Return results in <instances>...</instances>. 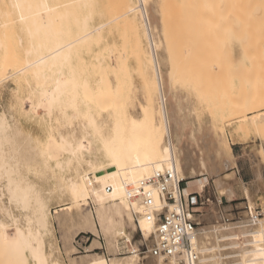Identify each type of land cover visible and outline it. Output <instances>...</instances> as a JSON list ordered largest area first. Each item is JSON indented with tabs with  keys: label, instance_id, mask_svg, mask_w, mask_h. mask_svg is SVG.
<instances>
[{
	"label": "bare ground",
	"instance_id": "1",
	"mask_svg": "<svg viewBox=\"0 0 264 264\" xmlns=\"http://www.w3.org/2000/svg\"><path fill=\"white\" fill-rule=\"evenodd\" d=\"M64 1L9 0L12 10L0 13V73L8 71L7 76L13 78V88L18 93L16 96L22 94L34 126L43 133H33L0 110V264H65L61 257L54 256L53 244L47 242L52 233V201H67L68 205L55 213L67 210L68 220L75 223L78 216L83 217V207H88L94 199L93 190L99 202L96 217L93 209H89L82 224L88 231L96 232L98 222L105 240L114 250H119L120 240L132 243L133 248L128 256L113 257L109 261L105 255L97 253L96 261L91 264H136L138 247L128 232L127 221L133 225V230L139 223L144 239L149 240L153 235V243L148 247L156 241L157 226L155 212L133 199L138 182L155 169L170 165L174 156L180 175L186 178L174 142V135L180 134L174 132L181 127L174 129L173 125L178 122L174 120L175 115L171 116L173 111H169L174 69H168L167 79L163 63L155 54L151 35L153 22L147 0H138L141 6L136 5L135 0H126L127 9H123V15L141 11L144 33L152 49L151 55H147L149 52L140 48V30L134 17L131 26L135 27L134 35L141 52H138L139 67L146 84L141 112L133 115L127 111L129 108L126 109L127 98H123L124 80L123 86L113 85L116 82L113 83L110 73L115 74L118 81L121 72L128 67L124 63L114 65L111 62L114 48L105 34L107 22L97 21L101 16L98 4L92 0H79L81 3L75 0L83 10L74 11L71 7L74 0ZM223 4L226 10L220 4L219 10H223L221 15L225 14L226 18L223 15L220 19L230 22L232 14L226 3ZM199 12L194 14L197 16ZM135 16L138 15L135 13ZM6 25H12L11 30H14L10 33L14 35L15 60L8 54L11 34L1 32V27ZM167 36L168 33L166 41ZM181 53L184 55L183 50ZM226 54L229 56L228 52ZM177 55L181 54L177 52ZM210 61L212 64L213 59ZM12 64L14 67H9ZM208 71L211 72L209 67ZM125 73L124 77L128 78ZM155 96L160 103L158 108ZM262 107L264 104L253 109L262 110ZM247 116L250 120L244 116L245 127L250 123L256 130L262 126L258 114ZM240 125L239 128H243ZM228 149L232 152L230 144ZM261 154L264 155L263 150ZM190 160L186 158L188 163ZM204 161L200 159L199 164L205 166ZM191 171L196 172L195 168ZM214 184L219 200L223 193L228 195L222 192L225 190L221 189L224 185L220 176ZM101 185H104L103 191L99 189ZM197 185L202 190L204 182L201 180ZM107 193L116 200L109 206L100 201ZM154 202L159 204L157 195ZM95 242L99 241L95 239ZM196 242L201 249L200 264H264V221L251 223L246 214L238 223L205 225ZM152 258L155 264H165L166 260L169 264H181L183 255ZM72 264L81 263L72 258Z\"/></svg>",
	"mask_w": 264,
	"mask_h": 264
},
{
	"label": "rangeland",
	"instance_id": "2",
	"mask_svg": "<svg viewBox=\"0 0 264 264\" xmlns=\"http://www.w3.org/2000/svg\"><path fill=\"white\" fill-rule=\"evenodd\" d=\"M36 1L41 3L42 0ZM53 1L55 3H61L64 0ZM89 1L91 0H88V2ZM92 2L98 4L101 13L97 21L107 22L105 34L110 42L109 44L114 48L115 54H113L111 59L112 64L122 65L124 63L123 65L128 67V70H126L129 74L125 73L126 70L125 72H121L122 77H119L118 81L116 80L115 74L112 73V75L110 73V75L113 76V83L116 82V84L113 85L117 87L119 83L120 86H123L122 80H124L122 93L124 100L127 98L125 101L127 106L126 109L129 108L127 111L131 112L133 115H139L141 112V105L144 102L143 95L146 84V77L139 67L140 63L138 59L140 58L139 53H141L139 49L143 48L145 53L149 52L147 55H151L150 53H152V49L149 47L148 37L144 33L145 30L143 27V20L141 19V11L138 9L139 11L135 10L134 13L125 14L124 16V12L122 11L123 9L126 11L127 9L126 0H92ZM73 3L71 7L73 6L72 9H74V11L83 10L82 7H78L80 4L76 5L77 3L75 0ZM135 3L137 5L138 0H135ZM223 3H226L229 9L228 11L232 14V18L230 17L229 20L230 22L220 19L223 15L224 18H226L225 14L221 15L223 12L222 9H225L222 8ZM219 4L222 8V12L219 10ZM146 5L153 22L151 33L155 42V50L157 51L155 54L157 56L159 55L158 58L161 64L163 63V73L167 75V64L170 70L171 68L174 69L172 87L175 102L178 103V107H181L183 102L189 103L190 101H194V110H180L175 112V114L180 115V118H194L197 122H202V119L207 117L210 119V123H212L211 126L206 127H182L180 136H177L178 140H174V142L177 146V148H175L176 154L182 159L186 176H190L185 183L192 186L193 184L197 185L194 182L196 179L204 177L207 180V185L202 190L199 185H197L198 190L201 191L198 196L199 201L203 202L198 209V211H201L199 220L202 227L213 222L221 224L225 216L229 213L231 216H235V213L242 211L241 209L244 206V204H242L240 208L226 210V208H221L217 205V195L213 185L216 176L221 175L226 180L234 176L232 174L224 175L216 173L217 168L223 166L224 160L233 159L232 154L229 153L227 149L230 143L226 137V127L224 124L232 123L233 120L237 119L239 120V125H243L240 126L244 129L239 128L238 125L236 133L243 134L246 137L251 134L260 135L264 138V107L261 108L262 110L257 109L258 111L255 108L253 109L256 105L264 104V0H147ZM119 7H121L120 10ZM116 9H118L119 12L115 11ZM9 10H12L10 6L5 9H2L0 6V13H5ZM198 10L200 12L197 17L194 13H198ZM120 11L122 13H120ZM135 13L138 16H135ZM193 14L195 16H193ZM134 17L140 30V48L138 47V41H136L137 38L134 35L136 34L135 27L132 28L131 26ZM237 18L239 20H237ZM164 19H166V21ZM11 27L12 25H10V27H8V25L2 26L1 32L5 31L8 35L11 34L10 38L12 39L14 35L10 32H14V30H11ZM166 33H168L167 37H169L167 41L165 40ZM11 39L8 42V54L15 60V45L13 43L14 40ZM169 40H171V43H168ZM164 43H166V46ZM167 43L170 44V46H168ZM235 43L239 45L242 56L245 58L244 63L236 64L232 60V52ZM146 46L148 47L146 48ZM159 46L161 47L158 48V50L157 47ZM182 50L184 51V55L181 53ZM174 52L176 54H174ZM177 52L181 55H177ZM227 52L229 56L226 54ZM144 55L145 54L142 56L145 59ZM169 56L173 61V67L170 65L172 61L170 62ZM210 58L213 59L212 64ZM13 64L9 65V67H14ZM216 65L218 66L215 67ZM208 67L211 72L208 71ZM218 67L219 70L217 71ZM10 71L13 72L14 68ZM124 73L125 76L128 75L129 77L125 78ZM7 74L8 71L3 75L0 73V110L6 111L14 120L18 121L22 126H25L26 129H30L33 133L43 134L41 129L34 126L33 117L30 116L25 109L22 94L16 96L18 93L13 88V78L11 79ZM142 75L145 80H143ZM183 93H186V96H184ZM18 97L20 99H18ZM155 97L157 98V96ZM156 100V108H158L160 103L158 98ZM248 107L249 109L247 110ZM249 113L250 115L258 114L260 117L259 119L262 122V126L257 128V130L254 126L252 127L251 123L249 127H245L243 124L244 119L247 118V120H250L247 116ZM244 116H246V118ZM246 128L248 129L247 133ZM241 129H243V131H241ZM204 138L207 141H203ZM187 156L194 162L190 160V162L187 163ZM200 159L205 160V166L202 168L198 165ZM193 168L196 170L195 173L191 171ZM99 189L103 191L104 185L99 186ZM93 197L94 199L90 200L89 206L83 207V217L87 216L89 209H93L94 216L96 217V206L99 202L95 199L96 194L94 190ZM100 201L107 206L116 202L115 198L109 193L106 195L104 194ZM249 202L252 204L254 203L250 201V199ZM52 203H54L51 204V211L53 213L51 217L52 233L48 235L47 242L53 244L55 257L59 256V258L61 257V259L64 260L61 250H67L66 254L69 261L71 260V264L72 254L73 257H77L75 259L81 264H91L97 259L96 254L99 253L97 250L114 251L113 246L111 247L105 240L102 228L98 222L97 225L99 230L90 232L88 228L83 225L84 223L82 224L83 217L78 216L75 223H71L67 218V210L60 211L58 214L55 213L56 210L66 207L68 205L67 201L59 202L55 199ZM226 204H228V202L223 200L221 205L224 206ZM216 208L219 211L220 218L217 216L218 218L215 220L213 219V222L207 221V215L215 214ZM115 217L118 216L115 215ZM127 226L133 243L138 247V250L140 249L138 251L139 256H137L135 263L155 264L154 259L145 252L146 246L153 243V235L149 240L144 239L138 222L135 230H133V225L128 221ZM95 239L99 242H95ZM132 248V243H126L124 240H120L119 250L125 252L121 255L116 254V256L112 257H126L129 255V250ZM71 249H74V252ZM48 250H51V248H48ZM56 251L57 255L55 254ZM105 258L109 261L106 255ZM167 263L169 264L168 260L165 261V264Z\"/></svg>",
	"mask_w": 264,
	"mask_h": 264
},
{
	"label": "built area",
	"instance_id": "3",
	"mask_svg": "<svg viewBox=\"0 0 264 264\" xmlns=\"http://www.w3.org/2000/svg\"><path fill=\"white\" fill-rule=\"evenodd\" d=\"M138 4L141 6L142 3ZM175 160L174 156L170 165L155 169L141 179L134 192L133 199L150 207L156 214V241L151 247L146 246L145 252L151 257L164 259L183 255L181 264H200L201 249L196 238L203 228L199 220L201 211H198L203 202L199 201V193L186 192V179L180 175ZM155 195L159 198L158 205L154 202ZM241 210L235 216L229 213L222 222L238 223L245 214L251 223L264 221L262 203L252 204L247 199ZM135 217L138 219L137 212Z\"/></svg>",
	"mask_w": 264,
	"mask_h": 264
},
{
	"label": "crops",
	"instance_id": "4",
	"mask_svg": "<svg viewBox=\"0 0 264 264\" xmlns=\"http://www.w3.org/2000/svg\"><path fill=\"white\" fill-rule=\"evenodd\" d=\"M0 6L2 7V9L8 8L9 7L8 0H0ZM232 60L236 64L245 62V58L242 56V52L240 51L239 45H237L236 43L234 44L233 47ZM168 69H170V67L167 64L166 74L169 73ZM166 78L169 79V76L166 75ZM171 88H172V94H171L172 100L169 101L170 102L169 111L170 113L173 111V113H171V116L173 117L175 115L174 120H176L175 122H178V124L174 123L175 124L173 125L175 126L174 129H178L179 127L181 128L194 127V126L206 127L212 125V123H210V119H208L207 117L202 119V122H197L196 119L194 118L193 119L187 117L180 118V115H176L175 112H178L180 110L183 111L194 110V101H190L189 103L183 102L182 106L178 107V103L175 102L173 87ZM183 95L186 96V93H183ZM238 125H239V120L237 119L233 120L232 123L224 124V126L226 127V137L232 147V152H230L228 148L227 149L229 153L232 154L233 159L224 160L223 166L218 167L216 172L224 175L225 174L234 175L232 178L227 179L229 182L226 181V179H224V177H222L221 175H217V177L220 176V180L223 182L224 185L221 189L225 191L222 190L221 191L228 192V195L226 193H223L221 200L217 198V205H218V201L223 202V200H225L226 202H228V204L224 206L220 205V207L221 208L224 207L226 208V210H231V209L233 210L235 208L242 207V204H245L247 199L248 200L250 199V201H253L256 204L258 203L264 204V155L261 154V150H263L264 152V138L261 137L260 135L251 134L250 136L246 137L243 134L236 133V129ZM177 131L181 133L180 128L176 130L174 133L178 134ZM177 136H180V134L176 136L174 135V137L176 138L175 141L178 140ZM203 141H207V140L204 138ZM186 158H188V156ZM198 165L201 168L204 167L199 163ZM189 177L190 176L188 177L186 176L185 179L187 180ZM217 177L215 178L214 182L216 181ZM201 180L204 182L203 188L206 187L207 180L204 177L196 179L194 182L198 184ZM213 185H215L214 189L217 195L218 189L216 188V184L213 183ZM185 186L189 188L188 191L189 193L190 192L201 193V191L198 190V187L195 184L190 186L188 183H185ZM224 187L226 188L224 189ZM229 191H231L230 192L231 194L229 193ZM217 216L220 218L219 211L216 208L215 214L208 215L209 219L212 220L211 221L208 219L207 220L209 222H213V219L215 220L216 218H218ZM66 251L67 250L64 251L61 250L62 256L66 264H71V262L67 257ZM115 251L116 250H114L113 252L111 250H97V252L106 255L109 260L113 258L112 256H116V254L121 255L125 252L121 250H117L116 252ZM55 254L57 255V251L55 252ZM72 258L75 259L77 257H73L72 254L71 259Z\"/></svg>",
	"mask_w": 264,
	"mask_h": 264
}]
</instances>
